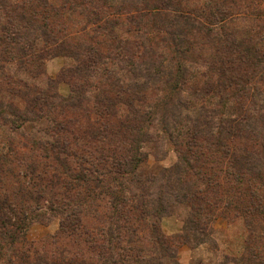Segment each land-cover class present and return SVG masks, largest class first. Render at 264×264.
Wrapping results in <instances>:
<instances>
[{"label": "trees", "instance_id": "obj_1", "mask_svg": "<svg viewBox=\"0 0 264 264\" xmlns=\"http://www.w3.org/2000/svg\"><path fill=\"white\" fill-rule=\"evenodd\" d=\"M262 2L0 0V264H181L219 218L246 228L221 264H264ZM52 55L68 95L37 80ZM146 144L177 162L141 175Z\"/></svg>", "mask_w": 264, "mask_h": 264}, {"label": "rangeland", "instance_id": "obj_2", "mask_svg": "<svg viewBox=\"0 0 264 264\" xmlns=\"http://www.w3.org/2000/svg\"><path fill=\"white\" fill-rule=\"evenodd\" d=\"M261 5L262 14L264 16V0ZM77 21H79V19L74 22ZM69 27V32H72L77 37H82L86 33L85 31H81V27H83L81 23ZM256 29H258V27H256ZM89 30L90 29L88 28L86 31ZM71 61L72 60L64 55H52L44 58L42 64L38 66L39 68L36 71L39 73L37 80L43 83L46 82L47 79H54L58 92L62 95H68L71 88L70 83L63 80L65 79L63 78V70ZM9 67L14 74H16V77L30 76V73L26 74V72H24L25 70L21 71L16 62L10 64ZM1 131L2 128H0V134ZM143 151L146 153V157L139 167V173L141 175L155 173L160 167H170L177 162V154L173 150L158 151L154 146L146 144ZM182 225L183 220L180 213L177 211L167 213L161 218V226L167 234L180 231ZM59 226V219L57 218L48 223L36 221L30 226L27 232V238L32 242H38L46 236L55 234L58 231ZM213 229V237L219 245V251L216 252L217 254L213 250H208L206 247L193 249L184 245L181 246L178 251L181 264H221V261L223 260L222 255L225 251L239 252L243 249L246 240V228L240 219L228 222L223 218H219L213 223Z\"/></svg>", "mask_w": 264, "mask_h": 264}]
</instances>
